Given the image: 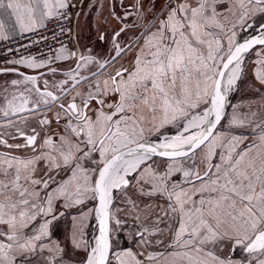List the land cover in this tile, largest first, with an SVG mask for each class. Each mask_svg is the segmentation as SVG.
Listing matches in <instances>:
<instances>
[{
  "label": "snow or ice",
  "instance_id": "obj_1",
  "mask_svg": "<svg viewBox=\"0 0 264 264\" xmlns=\"http://www.w3.org/2000/svg\"><path fill=\"white\" fill-rule=\"evenodd\" d=\"M70 6L71 0H0V39L17 28L45 27L46 20H70L64 11ZM132 7L136 20L149 14L153 19L114 30L106 58L90 50L78 56L61 46L47 59L13 62L48 73H20L23 81L11 84L23 82L24 90L5 96L0 107L6 118L27 113L41 127L31 134L17 129L22 144L0 139L9 149H30L26 156L0 153V264H32L31 257L44 251L50 254L44 264H64V250L49 240L50 226L64 215L57 204L68 209L87 200L97 206L73 217L72 243L86 253L80 264H264V120L234 117L230 125L248 127L247 135L218 130L228 93L241 78L244 53L264 46V25L243 42L237 30L251 27L256 12L264 13V0H166L158 14L155 0L147 7L135 0ZM139 28L122 46L121 35ZM129 54L126 65L121 61ZM74 58L75 67L50 85L44 77L58 71L50 65ZM256 79L264 85V68H257ZM170 128L174 135L164 131ZM154 157L167 166L160 170ZM133 181L141 196L167 201V235L158 216L152 228L142 227L133 237L138 251H116L113 232L124 221L117 215L123 209L113 208V193ZM127 203L135 209L134 201ZM93 213L99 226L94 243L83 231ZM225 241L230 251L247 253L246 260L217 255ZM153 244L165 251H148Z\"/></svg>",
  "mask_w": 264,
  "mask_h": 264
},
{
  "label": "crops",
  "instance_id": "obj_2",
  "mask_svg": "<svg viewBox=\"0 0 264 264\" xmlns=\"http://www.w3.org/2000/svg\"><path fill=\"white\" fill-rule=\"evenodd\" d=\"M135 0H71V4L75 7V25L73 32V45L71 48H66L69 52H76L79 56L83 54L88 56L89 50L91 55L97 58H106L109 54L111 45L110 41L114 30H117L122 24H132L134 21L138 24H146L147 20H152L153 15L149 14L147 20L139 21L136 20V9L132 7ZM166 3V0H155V13L158 14L162 5ZM149 5V0H145V6ZM126 12H131L132 15L124 20ZM118 16L121 19L117 20L115 17ZM47 21V20H46ZM45 21V22H46ZM251 27H245L244 29L237 30V40H241L246 37L250 32H255L258 27L264 25V13L256 12L251 19L248 21ZM40 28V27H38ZM37 28V29H38ZM248 28V30H246ZM139 29H129L126 33L122 34L119 38L121 45L123 46L128 42V40L134 35H138ZM249 32V33H248ZM25 32H21L17 28L14 32L10 33V38L20 35ZM103 34L105 36L104 40H100L99 36ZM5 40V39H0ZM133 54H129L125 57L122 63L126 65L130 62ZM264 60V46H258L247 54L244 55L242 61V72L241 78L237 81L231 99V105L225 115L223 122H226V127L221 125L218 127L219 131L225 132L227 134H249L250 129L248 127H240L236 125H230V121L235 117L236 120L245 121V123L251 121L252 123L264 120V85L256 79L257 68H264V65L259 62ZM76 64V59L55 61L50 66L57 68L58 71L55 76L47 74L44 78L49 80L51 85L54 81H59L63 79L62 73L67 71L69 68H74ZM91 70H96L94 66H89ZM11 69H17L18 71H0V107L5 106V96L11 99V96L15 93L24 90V83L22 82L18 87H13L11 84L12 80L23 81L24 75L35 74L37 76L40 73H48L47 68L32 70L21 64L12 67ZM30 86V85H29ZM39 86L43 88V79L39 81ZM6 90V91H5ZM229 96V95H228ZM46 115L52 121L51 128H56L55 119L53 113ZM252 113L257 115L253 117ZM45 114V113H43ZM41 113V115H43ZM22 116H28L27 121H25ZM24 120V121H22ZM11 121V123H9ZM25 123L23 127L21 124ZM36 128L37 131H41V127L38 124V120L35 117L28 115L27 113L18 116L4 117L3 113H0V132L12 131L17 128ZM166 133L173 131L172 128L165 129ZM176 131V129H175ZM43 133H41V136ZM41 142V138L38 137L37 143ZM251 142V139L244 141L240 145L241 148ZM0 153H10L12 155L26 156L30 154L29 150H16L9 149L3 144H0ZM154 160L159 164L160 170H163L167 165L163 158L154 157ZM213 162H216L215 160ZM190 163V162H189ZM201 171H203V166L201 165ZM177 177H173L176 179ZM131 179V177H129ZM114 209H123L117 213L119 218L124 221V226L122 229L113 232L114 239V249L116 251H123L127 249H132L133 251H138L139 246L135 243L133 237L138 230L142 227L152 228L154 226V221L156 218L162 217V223L159 225L161 228H165V235H167L166 225L168 220L164 217V210L167 208V201L163 197H147L141 196L138 189L135 187V181L132 182L130 186L125 191L114 190ZM198 198V197H197ZM131 199L135 202L136 207L132 209V205L127 203V200ZM150 205V207H146ZM96 201L87 200L84 204L64 209L57 204V212L63 211L64 215L60 216L53 224L50 226V237L49 240L55 241L64 250L61 253L63 256L64 264H80L86 258V253L83 248H75L72 243L73 234V217L79 218L81 213L87 212L89 209L95 208ZM139 219H136V217ZM39 218L37 224L39 223ZM97 230V221L95 219L94 213L90 215L83 227L85 239L92 242L94 235ZM147 235V234H146ZM138 239V237H137ZM149 239H152L149 237ZM48 240L45 241L47 243ZM224 246L220 249H216V254L224 257L230 256L234 261H243L247 258V253L243 252L241 249H235L230 251V247L227 241L223 242ZM148 251H165L164 248L153 244L147 249ZM50 254L47 251L43 253L37 252L31 257L32 264H44L45 258ZM115 264V261H113Z\"/></svg>",
  "mask_w": 264,
  "mask_h": 264
},
{
  "label": "built area",
  "instance_id": "obj_3",
  "mask_svg": "<svg viewBox=\"0 0 264 264\" xmlns=\"http://www.w3.org/2000/svg\"><path fill=\"white\" fill-rule=\"evenodd\" d=\"M64 11L71 17L70 20H65L62 17L47 20L45 27L0 40V67H11L17 65L13 63L14 61L32 57L37 60L47 59L55 56L61 46L71 48L75 25V7L72 5ZM61 29H65V31L62 32ZM69 29L70 31H68Z\"/></svg>",
  "mask_w": 264,
  "mask_h": 264
},
{
  "label": "water",
  "instance_id": "obj_4",
  "mask_svg": "<svg viewBox=\"0 0 264 264\" xmlns=\"http://www.w3.org/2000/svg\"><path fill=\"white\" fill-rule=\"evenodd\" d=\"M246 30H248V28H246ZM259 34H260V27H258L255 32H250L246 37H244L243 39H241L239 41L240 42H243L244 40H248V39H251V38H253L255 36H258ZM258 46H261V45H254L251 49H249V51H251L252 49H254V48L258 47ZM248 52L244 53V55L247 54ZM0 69H11V68H0ZM35 74H37V73H35ZM35 74H31V75H35ZM230 105H231V99L228 96L227 97V103L225 105V115L227 114ZM225 115L223 116L221 122L223 121ZM219 126L220 125H218V127ZM28 130H29V132H25V133L30 134V131L32 130V128H29ZM153 141L154 142H157V138L156 137H153ZM96 206H97V202H96ZM98 235H99V226H98V222H97V234H96V236H98Z\"/></svg>",
  "mask_w": 264,
  "mask_h": 264
},
{
  "label": "flooded vegetation",
  "instance_id": "obj_5",
  "mask_svg": "<svg viewBox=\"0 0 264 264\" xmlns=\"http://www.w3.org/2000/svg\"><path fill=\"white\" fill-rule=\"evenodd\" d=\"M22 121H24V120H22ZM23 125H25V123L21 124V127H23ZM17 129H19L23 132H29V130H28L29 128H26V129L17 128ZM17 129H15V130L13 129L12 131L0 132V139L6 140L8 142V144H22L24 141H23V138L19 137ZM30 134H31V131H30ZM13 137H15V139Z\"/></svg>",
  "mask_w": 264,
  "mask_h": 264
},
{
  "label": "rangeland",
  "instance_id": "obj_6",
  "mask_svg": "<svg viewBox=\"0 0 264 264\" xmlns=\"http://www.w3.org/2000/svg\"><path fill=\"white\" fill-rule=\"evenodd\" d=\"M248 33H249V32H248ZM236 89H237V88L234 86V88L228 93L229 98H231V97L233 96L234 91H236ZM42 114H43V113H42ZM47 114H50V113H47ZM43 115H44V114H43ZM225 124H226V122H225V121H224V122L222 121L220 125H221V127H223V126L226 127ZM23 128H24V127H23ZM172 130H173V131H170V132H168L167 134H168V135H174L176 131H175V129H172ZM96 234H97V230H96V233H95V235H94V238L96 237ZM92 243H94V239H93Z\"/></svg>",
  "mask_w": 264,
  "mask_h": 264
}]
</instances>
